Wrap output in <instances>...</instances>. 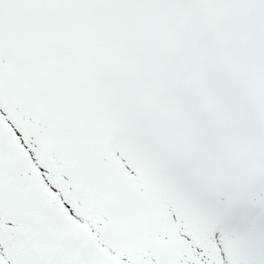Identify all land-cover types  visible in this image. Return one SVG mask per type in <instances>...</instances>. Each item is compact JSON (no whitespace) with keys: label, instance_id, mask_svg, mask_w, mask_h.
I'll list each match as a JSON object with an SVG mask.
<instances>
[{"label":"snow or ice","instance_id":"obj_1","mask_svg":"<svg viewBox=\"0 0 264 264\" xmlns=\"http://www.w3.org/2000/svg\"><path fill=\"white\" fill-rule=\"evenodd\" d=\"M0 264H264V0H0Z\"/></svg>","mask_w":264,"mask_h":264}]
</instances>
